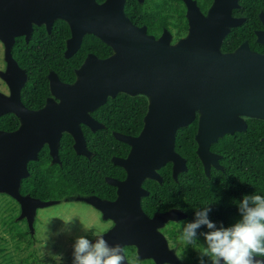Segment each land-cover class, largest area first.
Segmentation results:
<instances>
[{
    "label": "water",
    "instance_id": "obj_1",
    "mask_svg": "<svg viewBox=\"0 0 264 264\" xmlns=\"http://www.w3.org/2000/svg\"><path fill=\"white\" fill-rule=\"evenodd\" d=\"M125 0H0V40L5 43L6 69L2 76L9 94L0 92V115L13 112L20 120L12 131L0 129V190L20 201L22 215L29 220L45 201L22 195L19 183L28 175L27 161L36 159L43 143L49 144L53 161H58V146L63 131L74 137L77 153L90 156L79 123L91 130L101 128L90 114L106 99L119 92L144 94L148 99L143 125L137 135L113 132L130 148L122 156H113L114 164L124 168L123 179L107 177L116 186L114 200L88 196L117 225L104 238L109 244H136L140 256H153L158 264L175 261L156 226L169 218L184 217L179 209L146 214L140 205L148 194L142 186L145 178L161 181L158 169L172 162V175L186 170L185 159L175 150V134L198 115L194 139L196 153L204 172L211 166L221 168L220 155L210 145L225 133L246 129V118L264 120V52H256L243 41L232 52L220 50L222 38L230 27L240 25L225 9L226 16L216 17L220 0L207 17L189 7L190 28L185 37L169 44L168 33L155 38L144 26L134 24L124 12ZM236 5L235 0L229 7ZM229 8V9H230ZM191 9V10H190ZM197 9V8H196ZM191 11V13H190ZM230 11V10H229ZM56 18L64 19L70 28L65 57L80 47L85 34L91 33L112 48V53L98 57L88 53L75 68V80L63 82L57 73H48L49 98L38 109L28 108L20 98L27 79L24 68L13 58L15 37L27 38L33 24H44L50 31ZM264 25V13L260 14ZM256 40L264 44V28L256 31ZM264 139V137H263ZM30 223V222H29Z\"/></svg>",
    "mask_w": 264,
    "mask_h": 264
},
{
    "label": "trees",
    "instance_id": "obj_2",
    "mask_svg": "<svg viewBox=\"0 0 264 264\" xmlns=\"http://www.w3.org/2000/svg\"><path fill=\"white\" fill-rule=\"evenodd\" d=\"M132 2L135 1L126 0L125 3L124 12L128 17L131 16L130 12L134 15L137 11ZM260 8L264 9V0H246L245 21L232 28L223 41L227 50L234 49L246 39L253 48L264 50V45L254 40L253 33V28L261 26L257 17ZM135 21H141V16ZM69 36L68 23L56 18L50 31H47L44 24H33L27 38L22 35L15 37L11 53L27 74L20 92V98L27 107L37 108L43 105L49 94L50 70L55 71L62 81L73 82L76 78L75 68L88 53H94L98 57L112 53L108 44L87 33L83 36L79 49L72 56L65 57L66 40ZM147 104L148 99L144 94L119 92L113 97L109 96L102 105L91 111L93 117L105 126L95 130L82 126L90 156L77 153L72 136L64 132L59 140L58 161H51L47 147L42 148L37 154V162H28V175L20 179L19 192L43 200H58L75 194L114 199L116 186L108 183L105 177H125L124 168L114 164L112 157H124L130 146L118 140L113 132L137 135L143 125ZM246 122L245 130L225 133L211 143L210 150L220 155L218 163L221 168L211 167L208 175L196 153L194 135L198 115L188 125L177 128L175 150L185 159L186 170L178 172L174 178L172 162H166L157 170L161 181L145 178L142 186L147 189L148 194L140 200L143 211L151 216L156 211L179 209L184 214L180 220L182 227L193 221L195 212L204 207L211 208L209 218L217 227H228L239 220L238 202L245 195H264V120L247 117ZM19 123L20 120L13 112L0 115L1 130H15ZM21 222L26 223V220L17 218L10 223L19 235L27 233ZM199 230L208 231L205 226ZM3 249L0 247V251ZM192 261L200 264V257L189 255L185 264H191ZM205 261L210 264L209 260Z\"/></svg>",
    "mask_w": 264,
    "mask_h": 264
},
{
    "label": "rangeland",
    "instance_id": "obj_3",
    "mask_svg": "<svg viewBox=\"0 0 264 264\" xmlns=\"http://www.w3.org/2000/svg\"><path fill=\"white\" fill-rule=\"evenodd\" d=\"M6 65L5 43L0 40V92L8 95L9 87L1 75L5 72ZM240 116L248 117L245 114ZM66 207H69L68 210ZM67 212L70 216L65 217ZM15 213H18L19 217L23 216L18 200L8 192L0 190V247L4 248L0 251V264H73L74 244L78 237L85 236L94 243V231L107 234L117 225V220L106 215L88 196L63 198L50 206L38 207L29 217L26 236H18L10 225L15 221V218L11 217ZM53 215L57 219H54ZM179 220L169 218L156 226V231L163 237L168 252L176 258L175 261L165 260L160 264H185L188 252L197 251L195 244L184 248L179 239L180 229L170 223ZM199 244L205 245L204 242ZM125 247L128 248L124 249ZM122 249L126 258L125 264H158L153 256H140L136 244H125ZM177 253H181L180 258ZM204 259L208 260L207 257ZM191 264L199 263L192 261Z\"/></svg>",
    "mask_w": 264,
    "mask_h": 264
},
{
    "label": "clouds",
    "instance_id": "obj_4",
    "mask_svg": "<svg viewBox=\"0 0 264 264\" xmlns=\"http://www.w3.org/2000/svg\"><path fill=\"white\" fill-rule=\"evenodd\" d=\"M240 219L231 226L217 224L209 218L210 207L195 212L193 221L182 227L180 241L184 248L197 243L198 230L205 245L198 248L200 264H264V195H245L238 202ZM69 222V221H68ZM93 243L85 236L77 238L74 244L73 264H125V255L119 243L109 244L104 233L94 231ZM178 258L181 253H177Z\"/></svg>",
    "mask_w": 264,
    "mask_h": 264
},
{
    "label": "flooded vegetation",
    "instance_id": "obj_5",
    "mask_svg": "<svg viewBox=\"0 0 264 264\" xmlns=\"http://www.w3.org/2000/svg\"><path fill=\"white\" fill-rule=\"evenodd\" d=\"M134 1L135 2H132L131 4L135 5L134 9L137 10V11L136 12L134 11L135 12L134 15H132L133 12H130L131 16H129V17L127 16V17L134 24H136L138 26H144L146 28L147 33L153 35L155 38L160 37L164 33H168V35H170V43L174 44L177 40H179L181 38V36L183 37L189 31V28H190L189 7H191V9H193L194 13H199L202 16L207 17L209 12H210V10H213L212 8L214 7V5L216 3H218L220 0H134ZM221 1L223 2V5L222 6H217L216 10L214 12L216 17H224V16H226L224 11L227 8V10L229 12V14H227L228 17H229V15H231L232 17H235V18H243V21L240 24H242L245 21L246 16H247L246 15V11H247V9H246V0H235L236 5L232 6L231 8L229 7V4L233 0H221ZM125 3H126V0H125ZM125 3H124V7H125ZM138 4H140V5H138ZM190 13H191V11H190ZM261 13H264V9H262V8H260L258 10V12H257V17L259 19V22H260L261 26H259L257 28L256 27L253 28V33L255 35L254 40L256 42H258L256 40V37H257L256 31L261 30V29L264 28V25H263V23L261 21V18H260V14ZM138 16H141V21H135L136 19H138ZM148 17H149V19H147ZM237 26H239V25H237ZM234 27H236V26L230 27L228 33ZM19 36H21V35H19ZM22 36H24V35H22ZM225 36L222 38L221 44H220V50L223 53L232 52L243 41H247L248 42L249 48L251 50L256 51V52H264V50L263 51H259V50L255 49V48H253L251 43L247 39L243 40L242 42H240L234 49L227 50L224 47V45H223V41L225 39ZM258 43H260V42H258ZM67 83H72V82H67ZM49 98L53 99L55 102L59 101V99L55 98V96L51 93V91L49 89V94L46 96L43 105L40 106V107H37V108H30V109L38 110V109L42 108L46 104V102H47V100ZM90 114H91V112H90ZM91 116L93 117L92 114H91ZM98 122H100V121H98ZM102 125L105 126L103 123H102ZM79 126H81V129H82V126H89V125L80 122ZM18 127H19V125H18ZM64 132L69 133L68 131H63L62 134ZM82 132H83V129H82ZM62 134H61V136H62ZM69 134L72 136L71 133H69ZM72 138H73V144H74V141H75L74 137L72 136ZM45 146L47 147V151H48L49 156L51 157V161H53V158H52V156L50 154V150H49V144L47 142L43 143V145L41 146L39 151L42 148H44ZM39 151H38V153H39ZM37 159H38V155H37L36 159L28 160L27 161V169H28V162L29 161H34V162L36 161L37 162ZM211 167H214V166H211ZM107 177L108 176H106L105 179ZM22 178H24V177H22ZM118 179H120V178H118ZM121 179H123V178H121ZM76 196H87V195L75 194V195L69 196V197L68 196H64L61 199H63V198H74ZM116 196H117V194H116ZM116 196H115V198H116ZM32 198H38V197H32ZM39 199H41V198H39ZM61 199H58V200L49 199V200H45V201H54L52 204H55L57 201H59ZM114 199H112V200H114ZM41 200H43V199H41ZM18 202H19L20 209L22 211L21 203H20L19 200H18ZM52 204H50V205H52ZM50 205H47V206H50ZM44 207H46V206H44ZM68 208L69 207H66L67 210H68ZM37 209L38 208H36L35 210H37ZM18 215H19L18 213H15V214L11 215V217H14L15 219L24 218L26 220V223L21 222V225H22V227H26V229H27V227H29V221H28L27 217L26 216L19 217ZM54 216L55 215H53L52 217L54 218ZM68 216H70V214L67 212L65 214V217H68ZM5 219L8 220L7 217ZM54 219H57V218H54ZM64 220L67 221L68 219L64 218ZM180 220L178 222H172L171 221L170 223H172L174 225H175V223H177L176 226H178V228L180 229V232H181L182 231V226L180 224ZM26 229H25V231H26ZM202 233H204V232L201 231V230H198L197 243L195 244V248H197L196 252H198V248L200 246L199 243H202V242L205 243V238L202 235ZM17 235L18 236H26L27 234L25 233L23 235H19V234H17ZM196 252L189 251L188 253H189L190 256L200 257V252H198V253H196Z\"/></svg>",
    "mask_w": 264,
    "mask_h": 264
}]
</instances>
